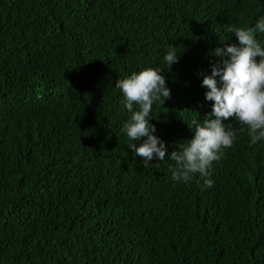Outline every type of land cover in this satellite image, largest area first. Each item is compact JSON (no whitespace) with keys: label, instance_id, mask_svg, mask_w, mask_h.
<instances>
[{"label":"trees","instance_id":"16d2710c","mask_svg":"<svg viewBox=\"0 0 264 264\" xmlns=\"http://www.w3.org/2000/svg\"><path fill=\"white\" fill-rule=\"evenodd\" d=\"M261 15L264 0H0V264H264V141L229 120L212 186L173 181L174 162L127 149L114 88L176 47L149 122L177 150L210 111L213 50Z\"/></svg>","mask_w":264,"mask_h":264},{"label":"clouds","instance_id":"9594fccd","mask_svg":"<svg viewBox=\"0 0 264 264\" xmlns=\"http://www.w3.org/2000/svg\"><path fill=\"white\" fill-rule=\"evenodd\" d=\"M229 31L236 43H224L213 50L217 62L210 66V75L201 80V87L206 89L204 100L211 102L210 111L202 118L194 113L185 123L191 138L177 142V150L169 153L149 122L153 106H161L170 96L161 73L177 63L180 52L176 47L168 45L162 57L164 69L146 66L115 80L120 103L129 114L121 132L126 136L127 149L142 158L143 167L167 158L174 162L169 165L173 181L187 183L198 174L203 178V187L210 188L212 163L235 139L226 122L235 120L246 128L251 144L264 141V40L256 38L264 33V15L256 17L251 26L229 27Z\"/></svg>","mask_w":264,"mask_h":264}]
</instances>
